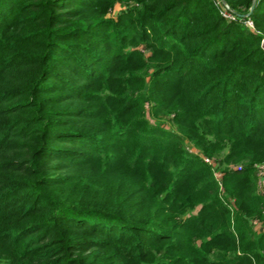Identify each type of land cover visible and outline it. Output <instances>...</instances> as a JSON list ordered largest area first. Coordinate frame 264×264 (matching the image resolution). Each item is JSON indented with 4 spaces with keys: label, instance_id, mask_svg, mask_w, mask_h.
I'll use <instances>...</instances> for the list:
<instances>
[{
    "label": "trees",
    "instance_id": "obj_1",
    "mask_svg": "<svg viewBox=\"0 0 264 264\" xmlns=\"http://www.w3.org/2000/svg\"><path fill=\"white\" fill-rule=\"evenodd\" d=\"M252 1L0 0V264H264Z\"/></svg>",
    "mask_w": 264,
    "mask_h": 264
},
{
    "label": "rangeland",
    "instance_id": "obj_2",
    "mask_svg": "<svg viewBox=\"0 0 264 264\" xmlns=\"http://www.w3.org/2000/svg\"><path fill=\"white\" fill-rule=\"evenodd\" d=\"M122 10H123V7L119 4H116L114 6V8L111 10V12H109V14H107V17L116 19L117 16H119V14L122 12ZM147 80H149V78ZM147 109H148V107H146V110ZM147 116L149 117L148 113H147ZM149 118H152V117H149ZM162 124H164V126L168 129H174V127L172 126V123H170L166 118H164V120H162ZM187 147H188L190 152H193L195 154L198 153V151L196 149H194L191 145L188 144ZM204 158H206V157H204ZM207 159L211 160L210 165H212L214 167L215 166L214 159H210V158H207ZM240 166L241 165H230L229 168L233 169V170H239ZM257 169L260 171V177H259L260 178V180H259L260 185L258 186V188H259V191L261 192V194L264 195V177H262L263 176V173H262L263 167L258 166ZM216 176H217V178H220L221 174L217 173ZM255 223H256L255 224L256 228H260V225L257 222H255Z\"/></svg>",
    "mask_w": 264,
    "mask_h": 264
},
{
    "label": "built area",
    "instance_id": "obj_3",
    "mask_svg": "<svg viewBox=\"0 0 264 264\" xmlns=\"http://www.w3.org/2000/svg\"><path fill=\"white\" fill-rule=\"evenodd\" d=\"M246 25H247L248 27H252V24H251V22H249V21L246 22ZM204 161H205L206 163H208V164H211V160H209V159H207V158H204ZM259 185H260V183H259ZM255 224H256V223H255Z\"/></svg>",
    "mask_w": 264,
    "mask_h": 264
},
{
    "label": "water",
    "instance_id": "obj_4",
    "mask_svg": "<svg viewBox=\"0 0 264 264\" xmlns=\"http://www.w3.org/2000/svg\"><path fill=\"white\" fill-rule=\"evenodd\" d=\"M222 4H225L224 0H221ZM254 4H255V0L252 1V7H251V10L252 8L254 7Z\"/></svg>",
    "mask_w": 264,
    "mask_h": 264
}]
</instances>
